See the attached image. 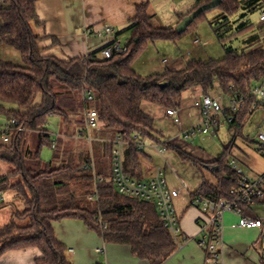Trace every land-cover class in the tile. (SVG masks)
I'll return each instance as SVG.
<instances>
[{
  "label": "trees",
  "instance_id": "1",
  "mask_svg": "<svg viewBox=\"0 0 264 264\" xmlns=\"http://www.w3.org/2000/svg\"><path fill=\"white\" fill-rule=\"evenodd\" d=\"M1 1L0 44L18 51L23 64L0 61V114L15 118L24 130L15 129L10 141L0 144V164L10 168L0 175V192L4 193L0 209L15 203L23 207L13 206L11 221L0 229V258L9 251L38 248L42 256L36 259V264H72L66 256V246L56 237L53 223L79 219L106 243L130 246L138 258L163 264L176 251L178 243L164 226L155 203L122 195L112 183L113 144L95 143L92 152H79L69 158L63 156L59 146L53 147L55 137L46 128L49 117L58 115L68 121L70 116L59 106L61 93H57L55 83L66 89L68 95H82L85 88L94 92L101 125L128 142L125 150L128 176L141 179L145 153L138 144L147 138L161 142L153 134L160 133L154 128V119L142 109L144 103L180 108L189 91L199 88L207 94L216 83L228 96H247L252 86L264 79V21L260 20L262 24L257 27L247 19L261 7L262 0H222L215 8L221 12L209 24L224 47V58L195 60L183 69L168 68L149 76L134 69L148 45L159 40H181L195 29L199 18L214 9L201 14L184 33H178L176 28L157 27L153 16L148 14V4H142L126 30L130 36L126 52L102 59L98 55L104 47L87 58L63 61L42 54L39 46L42 37L33 30V25H41L36 11L38 0ZM210 2L199 0L190 13L181 16L180 22ZM256 29V36L250 40L260 41L254 48L239 52L227 45L231 39ZM84 109H88L86 105ZM249 109L250 104L229 124L235 130L233 139L209 166L200 169L195 158H188L202 176V183L190 194L191 198H233L238 175L229 160L236 139L243 136ZM34 135L39 147L32 153L29 141ZM44 146L54 151L50 163L42 160ZM92 157L94 170L82 169ZM56 161L60 162L57 166ZM95 174L103 181L96 182ZM96 195L98 198L94 200ZM101 222L107 224V229H102Z\"/></svg>",
  "mask_w": 264,
  "mask_h": 264
},
{
  "label": "crops",
  "instance_id": "2",
  "mask_svg": "<svg viewBox=\"0 0 264 264\" xmlns=\"http://www.w3.org/2000/svg\"><path fill=\"white\" fill-rule=\"evenodd\" d=\"M198 2L199 0H38L36 11L41 25H33V30L36 35L42 37L39 46L44 56H54L63 61L75 58L83 59L94 53H100L104 47L116 40L122 46H128L130 36L126 30L132 25L137 15V8L142 4H148V14L153 16L154 24L157 27L176 28L180 23L181 16L190 13ZM241 12H247V10ZM105 26L113 27L116 31L115 35L101 38L93 34H86L88 28L101 30ZM196 37L200 38L197 29L191 33L190 38L179 44L181 45L178 47L179 53L171 50V56L176 58V62L172 63L169 69L180 70L191 61L201 60L192 59L188 62L189 58L200 56L202 47L208 44L207 42L205 46L195 44ZM191 42L193 43L192 48L190 47ZM7 48L5 44H0L1 50ZM98 56L101 58L102 54L100 53ZM143 59V62L146 63L152 58L144 57ZM134 69L136 70L135 65ZM166 69L168 68L160 61L157 69H154L155 71L151 75L162 73ZM202 94L199 88H195L189 93L190 96L196 97ZM76 96L75 93L68 95L72 99H76ZM79 97L82 107L80 105L75 108L62 107L70 114L78 113V111L84 112L83 119L78 122L75 133L85 125V104L81 94ZM86 106L88 109L91 108V104L87 103ZM144 106L148 107V104L142 105L143 111L147 113ZM74 109L76 111H73ZM160 110L163 112L164 108H160ZM147 114L153 118L151 114ZM92 133H94L93 130L90 131V136L94 143H111L113 141L102 137L94 138ZM62 136V133L58 134L53 142L57 145ZM180 138L184 137L180 134ZM152 141L154 145L149 147L153 152L156 151L159 154L160 146L165 148L167 145L175 146L178 141L180 142V139L179 137L169 139L163 135L160 143ZM141 143L144 145L145 154L141 162L142 176L139 180H148L153 177L157 168L149 165V162L153 161V157L145 150V142ZM162 170L166 176L165 170L163 168ZM180 182L182 187L186 188V183ZM182 187L176 189L180 191V196L174 201L179 216L181 237L176 251L163 264H206V252L197 243L205 217L203 212L199 208L191 206L190 202L181 203ZM170 188L172 187L170 186ZM239 222L240 217L233 213H226L224 216L223 264H264L260 232L256 229L242 228L239 226ZM53 227L56 237L66 246L73 261L72 264H151L134 255L130 246L106 243L96 231L90 230L82 220L63 219L54 222ZM41 256L42 253L38 248L9 251L0 258V264H36V259Z\"/></svg>",
  "mask_w": 264,
  "mask_h": 264
},
{
  "label": "rangeland",
  "instance_id": "3",
  "mask_svg": "<svg viewBox=\"0 0 264 264\" xmlns=\"http://www.w3.org/2000/svg\"><path fill=\"white\" fill-rule=\"evenodd\" d=\"M260 6L261 7L259 9L250 13L247 18L248 20L256 24L257 27L262 24L260 22V16L264 12V0H262ZM220 12V10L214 9L212 11L207 12L205 16H202L196 21L194 30L197 29L199 37L203 40L205 45L207 43L208 44L206 46L198 44L201 46H205L201 49V55L195 56L194 58H189L188 62L192 59L210 61L224 58V47L218 41L212 27L209 24V21ZM193 31L186 34L181 40L177 42L166 40L151 42L148 45L146 51L136 60L134 64L136 70L143 76H149L155 71L154 69H157L158 64H160V61L162 64L164 60H168L171 65L172 63H175L176 58L171 56V50H175L179 53L178 47L181 46L179 44H181L182 41L190 38L191 33ZM256 32L257 29L256 31L249 32L243 36L233 38L229 41L227 45L231 46L239 52L254 48L256 45H258L260 41L250 40L252 37L256 36ZM190 47H193L192 42L190 44ZM144 57H146L147 59L148 57H151L152 59L147 60V62L145 63L143 62ZM101 58L104 59L103 57ZM0 61H10L17 65L23 64L20 53L11 47H8L5 50L0 49ZM55 87L57 93H61L59 94L60 107L75 108L79 105L80 107H82V102L79 95L76 96V99L68 98L66 89L60 87L58 83H55ZM191 91H189L184 96L181 109L179 108L183 122L181 128L177 126L171 119L166 117L165 111L169 108H164V111L161 112L160 108L163 107L151 103H146L148 104V107L144 106L145 111L151 114L155 120V129L160 132L159 134L153 133L154 136L157 137V139L161 140L163 135L169 139H175L177 137H179L180 139V142L178 141V143L175 145L176 147L174 145H170L171 147H168L167 145L164 154H161L160 152L158 154L156 151L153 152L151 150L149 146L154 145L152 139L147 138L144 142L146 145L145 150L153 157V161H150L149 165H151V167L153 166L156 168H163L166 172L168 183L172 188H181L183 185L180 181L186 183V188L182 187V204L190 202L191 197L189 193H193L198 190L202 178L201 173L197 169V166H194V164L188 158H195L198 162V167L200 169L209 166L211 161L216 160L220 155L224 153L225 145L229 144L232 141L233 136L235 134V130L230 129L225 115H222L219 118L221 126L216 133H209L207 135H203L201 132H197L193 134L190 139L186 140L185 138H180L181 130L189 131L199 127L202 124L201 115L193 106L194 95H189ZM202 95H204V93ZM205 95H210L213 97L222 96L223 101L221 102V104L223 108H228L230 105L228 95H226L220 89L218 83H216V87L213 90H211ZM84 104L87 105V103L85 102ZM90 104V109L96 108L95 102H92ZM73 111H76V109H74ZM83 113L84 112L78 111V113L70 114L68 119L69 121H66L63 117L58 115L51 116L48 119L46 128L49 130V133L55 138L60 133H62L63 135L62 137H60L57 146L60 147L65 158H69L79 152H92V149L95 148V143L92 140L90 141L87 139L88 135H86L84 138H81L78 136L77 133H75V129L77 127L78 122L82 121L83 119ZM262 115V112H254L253 116L249 118L247 125L243 130V136H240L236 139L235 145L232 148L231 152V156L233 155L239 159L240 165L242 166L244 171L250 176L264 173V156L260 150L263 146L258 139V134L263 130L264 127ZM9 118L10 117H7L5 114H0V144L6 143L4 140L5 138L3 130ZM93 132L94 133H92V136L94 138L102 137L113 141L116 139L117 135L114 130L105 129L102 125H100L99 128L93 130ZM89 137L91 139L90 133ZM38 147V137L37 135H34L29 141V150L33 153ZM53 154L54 151L51 147L44 146L41 153L43 162L50 163L53 159ZM59 163V161H56L54 162V165L57 166L59 165ZM9 169L10 168L8 165L0 164V175L6 173ZM206 173L208 174V171H206ZM5 197L9 201L12 200L10 195H6ZM13 206L20 209L23 208L20 203H15L13 205L0 209V229L11 221ZM251 209L253 214L259 215L261 216V218H264V204L253 205L251 206ZM69 255L70 254L68 253V251H66V256L68 260L73 263Z\"/></svg>",
  "mask_w": 264,
  "mask_h": 264
},
{
  "label": "built area",
  "instance_id": "4",
  "mask_svg": "<svg viewBox=\"0 0 264 264\" xmlns=\"http://www.w3.org/2000/svg\"><path fill=\"white\" fill-rule=\"evenodd\" d=\"M2 5L3 1L0 0V7ZM260 20L264 21V12L261 14ZM115 33V29L111 26H105L101 30L88 28L86 31V34H93L101 38L112 37ZM194 43L205 45L198 37L194 39ZM126 51L127 46H122L116 40L107 45L101 54L104 59H111L115 53H124ZM163 65L166 68L171 67V63L168 60H164ZM82 95L85 103L90 104L94 102V92L91 89L85 88ZM228 97L230 105L228 108H223L221 104L223 101L222 96L213 97L205 94L199 97L194 96L193 106L201 115L202 124L189 131L181 130V136L187 140L197 132H201L203 135L216 133L221 126L220 116L225 115L228 124H231L248 104H250V109L244 129L254 112H262V121L264 122V79L253 85L247 96L235 94ZM165 115L181 128L182 116L179 108H169L165 111ZM100 125L99 112L96 109H87L85 111V125L77 131V134L81 138L88 135L87 139L91 141L92 139L89 137L90 131L99 128ZM15 129L17 131L24 130L15 118L10 117L3 130L6 143L10 141V135ZM135 137H139V133ZM258 139L263 146L260 149L262 153L264 152V127L259 132ZM111 143L113 144L111 154V181L116 186L118 192L128 197L155 203L164 226L179 244L181 229L174 201L180 196V191L170 188L162 168H157L153 177L148 180H139L128 176L125 166V150L128 142L118 136ZM53 147H55V143H53ZM138 148L143 150L144 145L139 143ZM158 150L161 154H164L166 148L160 146ZM229 165L238 175L237 184L232 189L233 198L216 200L196 196L191 198L190 201L191 206L199 208L205 217L197 243L206 252V264H223V224L226 213H233L239 216L240 227L258 230L264 251V218L255 217V214L250 209L253 205L264 204V173L253 176L248 175L240 165L239 159L233 155L230 157ZM91 168L94 170L93 157L82 167V169ZM95 181L102 182L103 178L95 174ZM97 198V195L93 197L94 200ZM3 199L4 193L0 192V201ZM101 226L103 230L108 227L103 222H101Z\"/></svg>",
  "mask_w": 264,
  "mask_h": 264
},
{
  "label": "water",
  "instance_id": "5",
  "mask_svg": "<svg viewBox=\"0 0 264 264\" xmlns=\"http://www.w3.org/2000/svg\"><path fill=\"white\" fill-rule=\"evenodd\" d=\"M222 0H211L210 3L204 4L186 16L176 27L178 33H184L190 25L204 12L215 9L220 6Z\"/></svg>",
  "mask_w": 264,
  "mask_h": 264
}]
</instances>
